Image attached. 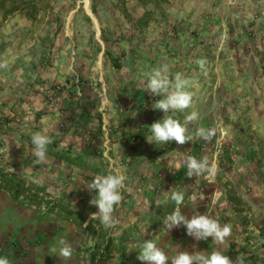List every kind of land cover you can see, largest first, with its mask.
Masks as SVG:
<instances>
[{
  "label": "crops",
  "instance_id": "obj_1",
  "mask_svg": "<svg viewBox=\"0 0 264 264\" xmlns=\"http://www.w3.org/2000/svg\"><path fill=\"white\" fill-rule=\"evenodd\" d=\"M157 6H160V0H111L105 16H89L91 33L61 30L56 34L49 64H42L41 58L37 57L36 52L41 49L31 48L27 52L29 57L11 59L12 66H7L9 71H14L16 65L20 67L16 69L19 70L17 80L20 86L25 85L22 81H25L27 72L31 76L29 81L41 89L37 94L29 95V102L37 111L31 112L27 119L35 121L34 127L31 123L21 126L17 133L31 135L41 131L50 137L51 143L47 160L41 164L35 163L29 146L10 145L6 148L9 156L4 162L6 168L0 164L5 168L0 169V175L6 173L16 182H23L25 186L31 184L35 190L54 193L55 197V200L46 203L45 209L42 203H37L38 195L34 200L30 196L25 200V194L16 195L0 177V255H7L11 264H147L137 259L138 250H131L138 247L144 238L156 239L166 250L182 247L194 251V245L211 250L219 246L233 259L242 257L244 264H264L263 186L246 193L244 184L238 181L235 186L241 189L233 193L214 180L211 183L215 189L190 191L184 195L181 208L188 218L199 210L214 216L221 224L231 225V234L221 245L212 242L211 237L207 241H196L186 233L184 227L165 230L163 220L176 207H165L171 191L155 195L151 190H143L142 186L135 188L140 177L136 169L138 164H143L136 160L135 155L138 151L142 154L138 148H143L144 142L148 141L146 136L151 135L147 134L149 131L146 132L147 125L155 119L159 120V113L158 110L144 107L143 97L128 94L127 90L129 88L135 93L139 87L135 82L131 84L132 71L142 67L137 63L141 51L136 40L142 29L145 31L148 27L146 23L153 22L144 20L142 24L138 20H143L145 10ZM168 6L171 11L169 21L173 23H207L209 20L236 22L240 21L236 18L240 12L244 13L246 21L264 20V0H169ZM130 7L143 9L137 16H125L126 8ZM227 8L240 10L238 13H227ZM43 35L47 37L49 33L45 31ZM90 35L91 44L85 42ZM73 45L75 48H72ZM127 46L131 47L130 56L135 58L128 61H124L123 57L116 59L119 62L116 67L111 56L117 58ZM73 50L75 56L72 55ZM71 57L74 63H71ZM23 61H27V69L22 66ZM72 67L77 76L85 72L89 74L90 82L85 84L91 85V96L69 91L68 88L78 80L72 74ZM4 79L9 80V85H15L10 78L4 76ZM59 84L68 87L57 94L55 103L49 104L45 101L47 90L44 88ZM139 143V147H136ZM112 168L123 171L125 185L136 184L130 194L123 193L124 201L114 210L113 216L118 224L113 234L115 236L111 240L104 237V243L107 250L112 249L119 237L122 243L120 247L115 245L119 252L115 249L113 256L107 257L100 256L96 251L91 254L90 245L99 236L94 233L97 232L96 219L101 226L100 232L108 227L101 224L98 214L95 219H90V214L98 210L89 203L95 192L87 189L81 181L90 182L94 176ZM154 199L155 205H149L150 200ZM128 204L134 207H127ZM158 204L163 207H158ZM90 230L93 234L89 239ZM100 237L103 239V235ZM62 239L73 246L70 260L62 261L51 251Z\"/></svg>",
  "mask_w": 264,
  "mask_h": 264
},
{
  "label": "rangeland",
  "instance_id": "obj_2",
  "mask_svg": "<svg viewBox=\"0 0 264 264\" xmlns=\"http://www.w3.org/2000/svg\"><path fill=\"white\" fill-rule=\"evenodd\" d=\"M168 3L169 0H160V6L145 10L143 20H138L142 24L144 20L153 22L146 23L148 27L145 31L142 29L140 37L136 40L141 51L137 63L143 68L132 71L134 75L131 84L135 82L139 86L137 92L134 93V90L129 88L127 92L142 96L145 100L142 105L152 108L154 100L159 97L152 96L146 90V73L153 68L167 66L170 74L180 73L190 81L188 90L192 93V104L189 108L169 114L183 123L185 116L196 110L199 119L188 123L186 134L192 139L184 144L175 141L162 144L145 141L144 147L138 148L142 154L138 151L135 155L137 161L143 162L141 166L138 164L136 169L140 172L139 181L135 183L137 187L133 183L124 185L122 195L125 192L130 194L135 190L134 186H142L143 190H151L155 195L169 191H181L185 195L190 191L215 189L204 175L189 177L185 168H174L176 164L183 165L187 155L208 157L210 161L215 162L217 174L214 180L230 192L240 191L241 188L235 186L238 181L244 184L246 193L256 190V187H264V20L246 21L244 13L240 12L236 17L240 21L236 22L220 23L209 20L207 23H173L169 21L171 11ZM110 4L111 0H88V4L86 0H0V164L5 165L4 162L9 157L6 148L10 145L13 147L25 144L31 148V135H20L17 130L21 126H29L30 123L34 127L35 121L27 119L31 112L37 111L29 102V95L41 91L40 87L29 81L31 76L27 72L25 81H22L25 85L20 86L17 80L19 70L16 71L20 67L16 65L14 71L7 68L13 64L11 59L29 57L28 50L37 48L41 49L36 55L41 58L42 64H49L52 61L51 49L59 31L91 33L89 16H105ZM131 8H126L125 16H137L143 9ZM236 9L231 8L226 12L238 13L240 9ZM47 16L49 18L46 20ZM45 31L49 33L47 37L43 35ZM85 42L91 44V35ZM73 46L72 48H75V45ZM129 49L131 51V47H125L117 60L121 57L124 61L132 60L134 56H130L132 54ZM75 54L73 50L72 55ZM71 60V63H74L72 57ZM200 60L205 62L203 69L198 63ZM23 62L22 66L27 69V61ZM71 71L78 80L68 88L69 91H79L83 95L91 96V85L85 84L90 82L89 74L85 72L77 76L74 67ZM4 76L10 78V82L15 85H9V80H5ZM76 84L79 86L75 87ZM64 87L68 86L59 84L45 87V101L49 104L55 103L57 94L61 93ZM151 110L153 109L147 111ZM158 113L160 120L164 113L162 110H158ZM198 127L213 128L215 134L207 139L198 137ZM146 132L151 133L150 125H147ZM139 145L140 143L136 147ZM157 148L166 150L160 155L158 162V158L151 160L152 157H149ZM4 167L6 168V165ZM26 187L32 188L31 192L39 196L37 203H42L45 209L47 202L55 200L54 193L37 191L31 184H26ZM27 196L25 194L23 198L26 200ZM125 202L127 203V200ZM133 205H136V200ZM149 205H155V199L150 200ZM251 206L253 205L249 207ZM158 207L163 206L158 204ZM96 224L97 232L94 233L99 236L95 238V243L90 245L91 254L96 251L100 256H113L115 249L119 252L121 237L113 243L118 247L114 245L111 250L106 249L104 237H110L111 240L118 224L108 227L104 232H100L101 226L97 219ZM91 234L93 232L90 230L89 239ZM117 234L123 236L121 232ZM100 235H103V239Z\"/></svg>",
  "mask_w": 264,
  "mask_h": 264
},
{
  "label": "clouds",
  "instance_id": "obj_3",
  "mask_svg": "<svg viewBox=\"0 0 264 264\" xmlns=\"http://www.w3.org/2000/svg\"><path fill=\"white\" fill-rule=\"evenodd\" d=\"M201 68H204V61L198 62ZM146 90L152 96L159 97L155 99L152 108L162 110L164 115L160 120L150 124V136H146L149 142L157 144L175 141L178 144H184L192 139L188 136L187 125L189 122L199 119V113L192 110L188 113L184 122L174 118L170 112L184 110L192 104V93L188 90L190 81L184 78L180 73L170 74L167 66L156 67L146 73ZM215 134L213 128L198 127L196 135L207 139ZM51 139L41 131H35L31 134V155L35 158V163H42L47 160L48 146ZM185 168L186 175L201 176L204 175L210 182H214L217 174L215 162L208 157L197 158L193 155H187L184 158L183 165L176 164L175 169ZM173 169V168H171ZM126 176L119 168H112L105 173L98 174L90 182L81 181L89 190H94L95 194L91 197L89 203L97 207V211L90 214V219H95L97 214L100 222L105 227H112L117 223L113 216L115 208L122 201V189L125 185ZM169 199L175 202L176 207L163 220L164 229L169 231L177 227H184L186 233L196 241H207L209 237L216 245L225 243L226 238L230 236L232 228L228 223L221 224L217 218L207 212L201 213L199 210L188 218L183 212L181 206L184 204L185 196L181 191H171ZM195 209V205H192ZM194 251L187 248H178L175 250L160 246L156 239H143L138 247L131 250H138L137 259L147 264H244L242 257L233 259L219 246L209 249H201L196 245ZM199 248V250H197ZM56 256L62 258V261L70 260L73 255V246L69 241L61 240L56 248L51 249ZM0 264H11L7 255H0Z\"/></svg>",
  "mask_w": 264,
  "mask_h": 264
},
{
  "label": "trees",
  "instance_id": "obj_4",
  "mask_svg": "<svg viewBox=\"0 0 264 264\" xmlns=\"http://www.w3.org/2000/svg\"><path fill=\"white\" fill-rule=\"evenodd\" d=\"M150 12H147V14H149ZM116 59L117 58H115L114 56H111V60H112V62L114 63V65L116 66V67H118L119 66V62H117L116 61ZM166 150H163V149H160V148H157V149H155L152 153H151V155L149 156V157H152L151 158V160H153V159H157V158H159L160 157V155L162 154V153H164ZM0 177H1V179L3 180V181H6V183H7V185L11 188V189H13L14 191H15V194L16 195H22V194H27L28 196H30V199H35V197H37V194H31V190H32V188H28V187H26L25 186V184H23V182H16V181H14L12 178H8V176L6 175V173L5 174H1L0 175ZM176 205H175V202H173V201H171V200H169L166 204H165V207L166 208H173V207H175Z\"/></svg>",
  "mask_w": 264,
  "mask_h": 264
},
{
  "label": "bare ground",
  "instance_id": "obj_5",
  "mask_svg": "<svg viewBox=\"0 0 264 264\" xmlns=\"http://www.w3.org/2000/svg\"><path fill=\"white\" fill-rule=\"evenodd\" d=\"M86 3L88 4V0H86Z\"/></svg>",
  "mask_w": 264,
  "mask_h": 264
}]
</instances>
